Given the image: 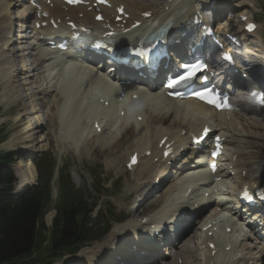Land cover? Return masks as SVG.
Masks as SVG:
<instances>
[{"label": "bare ground", "instance_id": "bare-ground-1", "mask_svg": "<svg viewBox=\"0 0 264 264\" xmlns=\"http://www.w3.org/2000/svg\"><path fill=\"white\" fill-rule=\"evenodd\" d=\"M12 1H14V0H9L8 2H6L5 0H0V6H1L0 7V16H3V18L0 19V32H1L0 33V40L2 39L1 35L5 34L4 32H5L6 26L11 24L12 17L10 15V11L12 9H14V8H15L14 11H17L22 6V5H19V4H17V5L13 4L12 5ZM121 1L126 5V8L129 11L130 15H132V17H136L139 14V12H145V11H149V10H153V11L157 10V7H155L152 4L151 0L147 1V2H145V0H121ZM163 1H165V0H163ZM246 2L252 3L251 0H233V1H230L231 4H238V5L244 4ZM163 9H164V5L161 6V10H163ZM81 13H83V21L84 22L92 23L93 13L91 11L84 10V11H81ZM130 20H133V18H130L129 21ZM15 30H17V28ZM221 32H222V30H217L216 31L217 34L221 33ZM254 35H256V33ZM0 43H2L3 46H5L7 44V43H4V40L0 41ZM12 48L13 47H11V49H10L11 52H8L6 54L0 53V74L5 73L4 77L2 75V77L4 79L1 78V80H3L2 84L4 85L5 88H10V89H3L2 86H0V87H2V89H3V93L2 94H5L7 96H9L11 91L13 90V84L18 83V81H16V79L19 78V76H21L20 77V82H21L22 86L23 87H28L29 86L28 81H29L30 74L38 73V71L40 70V66H41V63H37L33 69H32V67L28 68L27 65L25 64L24 60H23V58L25 56L24 53H23V51H24L23 47H20L18 45L15 48L17 50V54L16 55L13 54ZM44 56H47V58H48L50 56V54L47 53ZM14 57H18V58L21 59V61L18 64L19 67L15 66V64L13 62V58ZM68 66H71V67H74V68H78V67L81 68V66L78 65V64H75L73 62H66L65 65L59 66V67H57V69L61 70V69L67 68ZM32 84L36 85L35 89H38L37 85L39 83L35 82V83H32ZM110 88L113 89V85ZM104 96H106V95H104ZM13 98H16V96H12L11 99H13ZM88 100L89 99H86L85 102L88 101ZM110 100H112V98H110ZM144 101H145V97L142 96L143 104H145ZM150 103H156V100L153 99V100L150 101ZM150 103L147 102V104H150ZM181 103L184 105L183 110L185 112L186 111H188L189 113L190 112H195L197 114V116H196L197 118H194L190 114V117H193L194 119H196L195 120L196 122L194 124H191L192 126H187V125H185L182 122L175 123V127L178 129V134L177 135H174V134H172L171 132H169L168 130L165 129L164 125L166 124V118H164V117L156 118L152 114H150L148 112H145L144 108L142 110H140L141 112H136V113L131 115V117L136 116V115H141L143 117V120H142L141 123L134 122V124H132L131 127L128 128V126L124 122V121H126V119L125 118L122 119L123 120V122H122V128L123 129H121V130H122L123 133H125L128 130H132L133 129L132 132L135 135L138 136L140 134V130H138V128L142 127V130H144L143 131L144 133L142 135H144V136H141V137L139 136L138 142L137 143H133L134 145H132L130 148H128L125 153H123L122 155H119V157L122 158L124 155L127 154V158H128V156H130L134 152L142 153V151L145 150L147 147H149L147 149H150V148H152L154 146V150H155L156 147H157V143L163 137H166V136L169 137V139H168L169 142L175 140L176 137H177L178 138L177 141L182 142L183 145H184L187 140L184 141L186 139V137L182 138L180 140V134H182V131L185 129L186 133H199L200 129L203 127L202 126L203 122H207L208 121L206 119V117L204 119L205 115L210 114L212 116H215L216 118L214 119V122L216 123L215 120H219L220 123H221L220 118H223V117H221L219 115H214L212 111L207 110L205 107H203V106H201V105H199V104H197L195 102H192V101H188L186 103L180 102L178 104H181ZM165 104H167V102ZM174 104H177V103H174ZM95 106L98 107V110H96V112L99 111V108L101 109L99 112H103V111L107 112L108 111L107 109L102 107V104L100 102L96 103V100H95ZM91 107H93L92 108L93 109V114H95L94 113V110H95L94 109V104ZM166 108H167L166 106L162 107L163 111H165ZM24 110L25 109L23 107V111L18 112L16 114V125L22 124V123H17V122H20L21 118L24 117V116L27 119H29L30 115L28 113L24 112ZM90 111H92V110L90 109ZM106 112H104V113H106ZM173 113H176L175 109H173L172 115H174ZM164 115H166L165 112L163 113V116ZM172 115H170V117ZM251 115L252 114H250L248 116H244V115H241V114H236L234 116L230 115V120H232V122L230 121L229 124L237 127L241 123L243 124L244 122H247L249 129H253L254 128L257 131L261 127L260 126V121H256V119L251 117ZM37 119L39 120L40 118L37 117ZM251 119H254V120H251ZM96 120H98V119L96 118ZM222 123H221L220 126L226 125L228 122H226V124L225 123L222 124ZM156 126H159V127H156ZM220 126H217V127L220 128ZM29 130H31V131L34 130V129H32V125L29 126V128L27 129V131H29ZM261 130H262L261 132H264V126L261 127ZM89 131H91V130H89ZM92 132L94 134L95 139L99 140V139L103 138V136H102L103 132L101 134H96L94 131H92ZM82 135L83 134H81V136ZM17 136H19V135H17ZM84 140L85 139H83V141ZM43 142L44 141H40L39 140L37 144H42ZM263 144H264V142H263ZM263 149H264V145H263ZM26 151L28 152L29 150H24V153H26ZM247 155H249V154H247ZM250 156L251 155L245 156V157H248V158H245V157H242V156L238 157L237 162H236L237 170H239V171H243V170L247 171V170H249L245 165L248 164V163H252V162H250L251 161L250 160V158H251ZM126 161H124V164L126 163ZM114 163L116 164V160H112L111 161V164H114ZM140 163H141V161L137 164V166L132 171L133 173L137 174V176L139 174L137 168H139V166H140L139 164ZM148 165H149L150 169L152 167H154V165L151 162H149ZM240 165H243V166H240ZM22 168H24V169H22ZM154 172H155V170L151 169V175H150V179L151 180L148 179V180H146L144 182V183H146V182L149 181V187L152 185V183L154 181V177L156 175V173L154 174ZM141 173L144 174V175L141 174V178L143 177V179H145L146 178L145 176L147 174L144 173V171H142ZM17 178L19 180L18 188H21V187H23L25 185L32 184L33 181L36 178V172H35L34 166L32 164H29V163H27V165L23 166L21 163H18V165H17ZM138 178L141 179L140 177H138ZM253 180H255L256 184L264 182V180L263 181H258V180L256 181V179H251V180H248L246 182L245 179L242 178V177L239 178L238 182H244V183H248L249 185H252L254 183ZM144 188L145 187H143L140 190V192L144 191ZM154 206H156V204H150L148 207L153 208ZM217 208H218V205L214 206L212 210H209L207 212V215L208 214H212L213 212H216ZM142 214H143V211L142 212H137L136 211L135 216L136 215H142ZM175 214H178V212H176ZM175 214L169 215L165 219L164 218H158V215L157 216L154 215V219L150 218V219H147L145 222L134 221L132 219L129 223H127L126 226H122V227H119V228L111 229L110 232L108 233V235L106 236L108 238L106 239L104 244L102 243L101 246L94 247V251H88L89 249H83L78 254L77 259H75L76 258L75 257L70 262L72 263L73 261H75L72 264H115L116 261L115 260H111V256L114 253L120 255V254H123L124 252H126V250L128 248L130 249V247H132V246H136V247H144V246H146L147 244H149L147 241H148V237H149L150 232H151V227L153 226V227L159 228L161 224H165L169 220H171L172 216H174ZM52 216H53L52 213L46 214L45 220H46L47 224L51 223ZM137 218H139V217H137ZM206 234H207V232H205V233L199 232L198 235H195V238H193L189 242L188 246L180 247L179 249H177L176 254L174 256H172L170 259H168L167 261H162V262L155 261V262H153L151 264H179V261H180V264H213L215 258H212L210 256L207 248L200 247V251L199 252H196V249H194L196 247V240H199L200 237H202L203 235H206ZM250 243L251 242H247V243L244 242L243 243L244 246H247L246 247V252L237 261L236 264H250L251 262H252V264H264V257L261 256V255H257L255 252H253L251 249H249ZM185 248H187L186 250L188 252H184V251H186ZM189 250H191V251H189ZM160 252H162V251H160ZM152 254H153L152 251H148V252H145L144 255L136 254L135 255L136 257H133V258L132 257H128L127 260L128 261L129 260L130 261H135L137 264H142L145 261L149 260V258L151 257ZM219 255L220 256H224V257L227 256L225 253H221ZM156 257L159 258V256H156ZM128 261H126V262H128ZM216 261H217V259H216ZM70 262H69V264H70ZM64 263L67 264L66 260H64L61 264H64ZM217 264H220V263L217 262ZM229 264H232V263L230 262Z\"/></svg>", "mask_w": 264, "mask_h": 264}, {"label": "rangeland", "instance_id": "rangeland-1", "mask_svg": "<svg viewBox=\"0 0 264 264\" xmlns=\"http://www.w3.org/2000/svg\"><path fill=\"white\" fill-rule=\"evenodd\" d=\"M157 3H160V1L157 0ZM260 4H261V0H256V6H258V8H260ZM258 17H260V21L264 27V15H258ZM262 35L264 36V32L262 33ZM29 44H32V41H29L28 45ZM26 46H27V44H26ZM36 50L39 51L40 49L38 47H36ZM32 53L35 54V51ZM14 61H15V64L18 65L17 64L18 59H14ZM26 64H27V67H29L31 65V61L29 59H27ZM3 77H2V75H0V86H2L3 89H10V88H5L4 85L2 84L3 80H1V78L4 79ZM15 85H17V83L13 84V86H15ZM2 87H1V94L3 93ZM3 95H5V94H3ZM0 102H1V98H0ZM85 105H86V107H89V105H90V108H88V112L91 109L92 111H90L89 113L93 114V109H92L93 107H91V106H93V104L92 105H91V103L89 104V100H88L85 102ZM95 107L96 106L94 104V109H95L94 113L95 114H93L94 117L91 120H89L87 123H83L82 127L71 130V132L79 131L81 134H83L82 136H74L73 134H71L69 132V128H68L67 129V136H65V139H64V141H66L65 143L57 142L55 139L53 140V138L51 137V142H48V144H46V146L42 147V148H38L41 144H39L38 147L35 146V143L30 144V143H33V140H32V137H30L29 135L28 136H21L20 137L21 140H12L15 133H17V132L21 133L22 129H26V127L21 128L20 126H22L23 123L27 122L28 119L25 116L22 117L20 122H17V123H22V124L17 125L15 128V124L13 122H14V116L16 114V110H13V109L7 110L6 107H4L2 109V112H4V113H1L2 116L4 117V119L3 120L0 119V128L3 129V133H1L0 136H10V137L7 141L0 144V152L9 151V150H14V151L17 150L19 153V156H20L21 152H19V149L25 142L32 145L33 150L36 151V154L33 157L21 159V160L19 159V156L14 158V163L12 166H13V169L16 171V167L20 161L22 163L34 162V160H36V158H38L44 150L48 149L47 153L49 154L50 161H52V162H54V164L58 165L59 168H61L62 166H64V168H68L73 183L79 188L84 187V193H83L84 199L87 202H90L91 200L92 201L98 200V206L96 209V213H99L98 210L101 209V210H103V214L107 216L108 211H109L110 214L113 216V218L116 220V222H112V221L110 222L112 227L116 226V228H119V227L123 226L124 224H126V221H128V220H125V216L128 214V211H131V212L135 211V209L138 205L136 203L137 194H141V192H139V191L142 189L141 187H143V185L140 187V185H138V182L134 179L135 178L134 173L133 174L125 173V171L123 169V163L121 162V159H119V155H122L123 153H125L126 150L128 148H130L131 145H133V143H136L138 141L139 137L127 136L123 140H116V141L111 142L110 136H107V133L105 131H103V135H102L103 138L99 139V140L95 139L94 134L92 132L93 130L91 128L90 122L96 121L97 113L101 110L99 108V111L96 112V110H98V107H96L97 109ZM21 111H23V107H21L19 112H21ZM9 112H13L14 115L11 116L9 114ZM104 112H106V111H103L101 113H104ZM186 112L189 113L188 111H186ZM176 113H177V110H176ZM189 114H191V116H193L194 118H197L196 117L197 114L195 112H190ZM155 115H158V113ZM170 115H172V114H170ZM170 115L166 116V118H167L166 127L167 128H170L174 121L177 122L179 120L178 116L172 115L170 117ZM76 116H78V115H76ZM263 118H264V115H263ZM112 119H113V117H112ZM220 120L222 123L224 119L220 118ZM251 120H254V119H251ZM2 121H5V125L1 124ZM97 121H99V120H97ZM215 121L220 123L219 120H215ZM256 121H259V120L256 119ZM231 122H232V120H231ZM207 123H208V121L203 122L202 126L204 124H207ZM221 123H220V125H221ZM222 124H224V122ZM225 124H226V122H225ZM189 126H192V125H189ZM238 126H241V128L246 129V130H243V129L238 128V127L232 128L231 126H227V127L223 128L224 131L231 133V135L233 137L232 138L233 143L231 144L229 149L232 152L233 151L241 152L242 157L251 155L250 156L251 157L250 162H252V163H248L245 165L250 170V172L248 174V178L250 180L255 179V178H257L258 180H263L264 167H263L261 154H262V146L264 145L263 144L264 132H261L262 131L261 127L257 131L254 128L249 129L247 122H244L243 124L241 123ZM14 128H15V130H14ZM106 128H108V126ZM89 130H91V131H89ZM138 130H140V134L138 136H140V137L144 136V135H142L144 133L143 132L144 130H142V127L138 128ZM128 131H126V132H128ZM132 131H133V129H132ZM17 137L15 136V138H17ZM57 139H59V138H57ZM83 139H85L84 142L86 143V145L90 146V147L87 148L84 146L85 143L82 144ZM71 140H73L72 144L74 146L78 145L77 146L78 148H80L82 146L83 147L82 153L88 154L89 156L88 157H80V154H78L79 152H77V151L75 152L77 154V156H74L73 151H74L75 147L72 146L71 143H69V141H71ZM104 140L106 142H111L110 145H107ZM186 140L187 139H185L184 141H186ZM168 142H169V140H168ZM147 148H149V147H147ZM101 150H103V151H101ZM145 150H143V151H145ZM154 151H156V149ZM247 154H249V155H247ZM245 158H248V157H245ZM112 160H116L117 165L115 163L111 164ZM122 160L123 161L127 160V154L122 157ZM240 166H243V165H240ZM144 173H146L148 176H146L143 183L146 180L150 179L151 169L149 168L148 171L145 170ZM141 174H143V173H139L138 177L141 178ZM118 176H120V178H118ZM140 180H143V177ZM253 181H254V183L251 186L256 184L255 180H253ZM227 185H228V182H227L226 186ZM196 188H198V187H196ZM144 189H146V188H144ZM217 189L218 190L225 189V184L220 186V187H217ZM200 193H201V191H198L195 189V192L193 193L192 197H197L200 195ZM53 196L55 198V189L53 190ZM216 198H217V201H223V204H225L224 201L226 199H229V197H227V196H221V197L216 196ZM54 203H55V200H53L49 212H52L53 215L55 216ZM225 205H227V204H225ZM104 206H106V208H104ZM159 206L160 207L157 210L154 209V210L150 211L149 213L156 214L159 217L162 215L161 217H163L164 216L163 214H165L167 212V210L164 209V207L162 205H159ZM111 207L113 209H111ZM149 208H151V207H149ZM54 216H53V218H54ZM136 216L139 217L141 215H136ZM97 219L102 220L103 219L102 214H98ZM117 221H120V222H117ZM240 234H241L240 232H237L235 234V236L239 237ZM107 238L108 237H106L104 239V241L99 240V242H92V243L88 244L87 247H85L83 249L88 248L89 249L88 251H94V247H99V246H101L102 243L104 244V242L106 241ZM186 249L187 248H185V250ZM189 251H191V250H189ZM184 252H188V251L186 250ZM75 259H77V257ZM55 261H57V259ZM74 262L75 261H73L72 263H74ZM72 263L70 262V264H72ZM58 264H60V262Z\"/></svg>", "mask_w": 264, "mask_h": 264}, {"label": "trees", "instance_id": "trees-1", "mask_svg": "<svg viewBox=\"0 0 264 264\" xmlns=\"http://www.w3.org/2000/svg\"><path fill=\"white\" fill-rule=\"evenodd\" d=\"M9 159L10 154H0V264H34V260L25 259L23 255L29 254L30 248H34V224L44 212L47 200L39 189L18 199L11 196L12 177L4 169ZM88 212L80 200L69 209L58 208L59 218L54 222L52 232L53 247L74 254L83 244L99 239L102 233L92 226L88 227L87 218L82 223L74 221L75 216L80 217L81 213L84 216ZM9 261L11 263H6Z\"/></svg>", "mask_w": 264, "mask_h": 264}, {"label": "snow or ice", "instance_id": "snow-or-ice-1", "mask_svg": "<svg viewBox=\"0 0 264 264\" xmlns=\"http://www.w3.org/2000/svg\"><path fill=\"white\" fill-rule=\"evenodd\" d=\"M70 2H75V0H70ZM251 28H252V26L249 25V30H251ZM193 67H194V68H198L199 66L196 65V66H193ZM194 74H195V72H194V71H191V72H189L188 75L179 77L178 80H171V81H169V83H168L167 86H168V87H173L175 84L179 83L180 81H183V80L188 79L189 76L194 75ZM197 95L199 96V95H202V94L197 93ZM210 102H212V101H210Z\"/></svg>", "mask_w": 264, "mask_h": 264}]
</instances>
